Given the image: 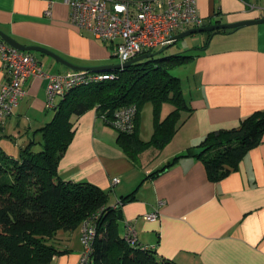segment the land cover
<instances>
[{"label": "crops", "instance_id": "crops-1", "mask_svg": "<svg viewBox=\"0 0 264 264\" xmlns=\"http://www.w3.org/2000/svg\"><path fill=\"white\" fill-rule=\"evenodd\" d=\"M196 5L209 24L264 17V0H196ZM69 15L63 0H0V30L18 42L45 47L75 65H112L111 43L71 24ZM202 36L199 42L192 34L194 52L186 63L188 74L180 78L190 111L165 146L130 159L116 133L91 108L71 117L73 137L57 174L65 181L99 186L108 192L109 204L127 196L119 208L121 234L131 224L137 244L158 257L176 264H264V130L235 168L217 181L207 177L202 161L192 155L146 178L209 132L234 128L253 111L264 110V23ZM31 53L47 73L73 71L48 55ZM4 78L0 60V84ZM46 85L41 77L25 81L26 94L0 127V141L2 136L13 140L12 150L0 146L3 151L17 156L30 140H40L36 129L52 118L61 98L47 107ZM113 177L118 178L114 184ZM153 212L155 219L144 218ZM78 237V243L67 241L64 252L48 264H75L81 251Z\"/></svg>", "mask_w": 264, "mask_h": 264}, {"label": "trees", "instance_id": "trees-1", "mask_svg": "<svg viewBox=\"0 0 264 264\" xmlns=\"http://www.w3.org/2000/svg\"><path fill=\"white\" fill-rule=\"evenodd\" d=\"M226 30L229 29L216 33ZM205 33L212 34L211 31ZM191 58L186 52L155 56L124 69L111 70V79L75 87L60 98L52 118L36 129L40 140H30L19 149L17 156L0 147V264H48L54 255L64 252L55 245L57 231L79 227L93 214L98 217L88 264H176L158 257L151 248L137 242L130 244L124 239L119 208L127 196L120 198L118 204H109L108 192L99 186L61 179L57 163L73 137L71 117L91 108L111 126L109 120L115 109L135 105L133 129L118 131L117 143L132 160L149 148L160 150L190 111L181 79L169 69ZM145 102L151 103L153 116V131L148 140L138 134L139 109ZM164 102L174 107L160 119ZM262 130L264 110L253 111L234 128L209 132L198 144L176 155L146 178L163 172L179 157L192 155L202 161L207 177L217 181L233 170L241 156L259 141ZM35 144H39V148L35 149ZM197 147L199 151H195Z\"/></svg>", "mask_w": 264, "mask_h": 264}, {"label": "built area", "instance_id": "built-area-1", "mask_svg": "<svg viewBox=\"0 0 264 264\" xmlns=\"http://www.w3.org/2000/svg\"><path fill=\"white\" fill-rule=\"evenodd\" d=\"M63 1L70 6L69 22L90 31L97 39L109 41L113 55L119 63L169 45L174 34L205 23V18L198 12L196 0ZM46 13L49 11L46 10ZM0 60L5 77L0 84V127L26 94L24 83L28 77L47 79L45 89L47 107L53 105L56 97H64L75 87L113 77L111 71L73 70L47 73L31 52L17 49L1 37ZM136 111L133 104L117 108L113 111L109 123L117 131L130 132L134 126ZM117 181V177L111 180L113 184ZM97 217L95 214L90 215L80 224L81 251L75 264H88L90 260ZM156 217V212L144 215L145 219ZM124 239L130 244L137 242L131 224L125 226Z\"/></svg>", "mask_w": 264, "mask_h": 264}, {"label": "rangeland", "instance_id": "rangeland-1", "mask_svg": "<svg viewBox=\"0 0 264 264\" xmlns=\"http://www.w3.org/2000/svg\"><path fill=\"white\" fill-rule=\"evenodd\" d=\"M196 37H199L201 42L202 39V33H196L193 34ZM192 34L179 38L178 40H176L174 43L170 44L167 46V48L161 52L160 54L156 55L157 57H164V56H169V55H174V54H182L184 52L186 53H192L194 52V50L192 49L193 45L195 44L192 40ZM158 49V48H156ZM154 49V50H156ZM34 53L38 56L41 57L42 55L38 52ZM109 63L114 65L119 63L118 59L116 57H110L109 58ZM187 63V62H186ZM186 63H182V64H178L175 65L173 67H170L169 71L172 75L177 76L181 79H184V77H186V75L188 74L187 71V64ZM174 106L170 103V102H164L161 105L160 108V119H162ZM108 127V129L112 130L113 132L116 133V135H118V131L115 130L114 128L106 125ZM138 134L139 136L143 139V140H148L151 137L152 131H153V116H152V105L150 102H145L139 109V120H138ZM140 130V131H139ZM2 140L0 141V146L1 147H5L7 150H12L13 148V140L9 137H3L2 136ZM79 236L80 234L78 233V227L70 230V231H65V230H59L57 231L56 235H55V245L56 247H58L59 249H63V246L65 244H67V241H70L72 243H78V239L77 236Z\"/></svg>", "mask_w": 264, "mask_h": 264}, {"label": "water", "instance_id": "water-1", "mask_svg": "<svg viewBox=\"0 0 264 264\" xmlns=\"http://www.w3.org/2000/svg\"><path fill=\"white\" fill-rule=\"evenodd\" d=\"M258 23H264V17H259V18H253V19H245V20H240V21H235V22H230V23H221V22H215V23H211L208 25H202V26H198V27H191V28H187L184 29L176 34H174L171 38V43H174L176 40H178L179 38L191 35V34H196V33H203V32H209L211 31L212 34L211 36L216 33L217 30L220 29H230V30H235V29H239L243 26H247V25H253V24H258ZM0 37L7 42L9 45L20 49L22 51H28V52H38L40 54H45L50 56L51 58L55 59L56 61H59L60 63L66 65L67 67L73 69V70H84V71H110V70H115V69H124L129 67L130 65L139 62L141 60L144 59H150L152 57H155L156 55L160 54L161 52H163L168 45H164L159 47L156 50L153 51H148L145 53H142L124 63H117L114 65H101V66H81V65H75L65 59H63L62 57H60L59 55H57L56 53H54L53 51L39 46V45H24L20 42H18L17 40H15L14 38H12L11 36H9L8 34H6L5 32H3L2 30H0ZM169 44V45H170Z\"/></svg>", "mask_w": 264, "mask_h": 264}]
</instances>
